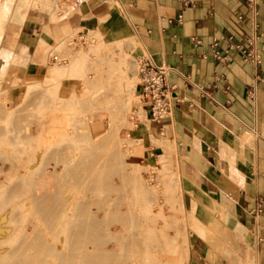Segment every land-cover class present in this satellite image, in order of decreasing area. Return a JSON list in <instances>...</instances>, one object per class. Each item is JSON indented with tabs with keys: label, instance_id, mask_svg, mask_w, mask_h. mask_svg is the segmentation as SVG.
I'll return each instance as SVG.
<instances>
[{
	"label": "crops",
	"instance_id": "1",
	"mask_svg": "<svg viewBox=\"0 0 264 264\" xmlns=\"http://www.w3.org/2000/svg\"><path fill=\"white\" fill-rule=\"evenodd\" d=\"M72 36L132 38L145 59L174 67L171 116L157 122L142 105L143 118L126 134L147 145L154 138L177 162L188 264H264V0L257 13L245 0H0V93L11 129L48 92L69 100L80 91L72 69L55 65ZM229 36L242 44L257 36L263 63L237 51L226 64L216 60L213 38ZM227 43L220 39L218 49ZM53 70L68 75L51 82ZM91 123L102 132L101 121ZM158 153L145 150L148 160Z\"/></svg>",
	"mask_w": 264,
	"mask_h": 264
},
{
	"label": "rangeland",
	"instance_id": "2",
	"mask_svg": "<svg viewBox=\"0 0 264 264\" xmlns=\"http://www.w3.org/2000/svg\"><path fill=\"white\" fill-rule=\"evenodd\" d=\"M89 39L72 36L64 41L63 44L69 50L64 57L58 58L55 64L70 67V76L81 82V89L73 98L59 99L55 97V92L50 91L42 97L43 106H33L18 112L23 114V118L19 121L17 129H11L4 116L9 113L6 100L0 93V264L7 261L5 256L13 250L16 240L25 238L28 241L25 242L26 245L24 243L25 247L23 246V259L27 256L26 251H29L26 246L41 235L40 238L51 248L53 246L54 251L61 254L68 251L65 217L79 213L76 209L78 202L84 201L88 204L96 195L104 194L101 190L93 191L87 188L88 182L96 179L94 175L88 178L90 172L100 162L114 168L109 177L112 183H116L121 189H112L110 198L113 203L126 199L124 204H127H122V210L127 211L129 205L131 214L153 215L159 214L163 207L168 216L167 224L171 226V221L176 220L177 230L171 232L177 239L176 256L174 255L175 258L167 264H188L187 214L177 162L168 148L154 138L152 144L147 145L126 134V131L143 118V99L136 84L146 54L142 56L138 52L140 43L132 38L109 44L96 37L92 38L91 42ZM66 75L67 70L61 75L59 71L53 70L50 80L52 82ZM93 120L102 122V132H93ZM152 146H157L159 153L148 160L145 150ZM55 152L59 154L56 156ZM56 159H61L62 163L55 164ZM111 159L116 160V165L108 162H111ZM64 165L68 166L63 167ZM54 166H57V172H53ZM69 168L73 171H69ZM66 174H72L75 178L64 179ZM52 175V179H44L45 176ZM41 181L58 185V193L47 196L51 197V200L54 199L52 203L50 199H46L48 191L51 190L50 186L39 184ZM11 187L14 194L10 190ZM38 195L47 200L46 204H49L47 206L51 210L45 213L35 210L33 204ZM57 199L59 201H56ZM139 201H142L141 204ZM90 208L94 211L92 205ZM37 230L38 233H35ZM35 253L37 255L38 252ZM38 254L37 257L33 253L30 255L32 258L28 256V264H59L58 259L46 252ZM21 258L18 260H22ZM14 259H11L10 264L15 262Z\"/></svg>",
	"mask_w": 264,
	"mask_h": 264
},
{
	"label": "bare ground",
	"instance_id": "3",
	"mask_svg": "<svg viewBox=\"0 0 264 264\" xmlns=\"http://www.w3.org/2000/svg\"><path fill=\"white\" fill-rule=\"evenodd\" d=\"M109 153H107V154H109ZM57 154H59V153L55 152L56 156H57ZM103 155L106 156V154H103ZM50 156H51V154L49 155V157ZM102 158H105V157H102ZM106 159H108V158H106ZM65 160H67V159L65 158ZM113 160H115V159H111V162L110 161H108V162L111 165H116V160L115 161H113ZM5 162H3V163H5ZM54 163L60 165L62 163V161H61V159L60 160L56 159L54 161ZM0 165H2V164H0ZM47 165H49V164H47ZM65 166H68V165H64L63 167H65ZM56 167L54 168L53 172H57V171H55ZM112 168H113V166L109 167L102 162H100V164L97 163V165H95L93 167V169L90 172L91 174L88 178H92L91 175L92 176L94 175L96 179H95V181L94 180H90V181L88 180L89 182H88L87 188H88V190H93V191L101 190L100 192L101 193L103 192L104 194L103 195H96L95 198L92 200V202H88V204H87V202H84V201L78 202L76 209H78L79 213L75 216L73 215V216L65 217L64 226L66 228V231L68 232V238H67L68 241L67 242H68V246H69V249L67 252H65V253L63 252L64 254H61L57 251H54L53 246L51 248L48 244H46V242H44L42 240V238H40V237H42V235L41 236L39 235L40 237H37L33 243L32 242L29 244L27 243L28 245L26 246V248H28L29 251H26L27 256L24 257V259H23V258H21V256H23V254L25 255V252H24L25 249H23V246H24V243L28 241V239L23 237V238H25L24 240H21V241L16 240V243H15L13 250L10 251L9 254H7L5 256L6 257L5 261L6 260L7 261L4 264L12 263L11 259H13V258L16 259V260L14 259L15 262L13 264H26V263L28 264L29 257H30V255H32V253L36 255L35 252L41 253L42 251L46 252V254H50V255L54 256L56 259H58L59 264H167L168 261H171L172 259H174L175 257H173V256L174 255L176 256L175 249H176L177 239L174 236L175 234L172 235L171 232L172 231L176 232V230H177L176 227H178V226L175 225L176 220L171 221L172 222L171 226L168 225L167 224L168 216L164 213L165 210L163 207H161L162 209L160 210L161 212L159 214L157 213V214L151 215L150 213L149 214H143L142 213L139 215H136V214L134 215V214L130 213L131 207L129 205H127L128 208L126 207L127 211H126V209H125V211L122 210V204H124V201L126 199H124V201H122L119 198V200H121L122 202H114L113 203V201L110 198L111 192H112L111 190L112 189L114 190L115 187H118V186L115 185L116 183L113 184L112 179L109 177V174H111L110 172L114 169V168L113 169ZM115 168H116V166H115ZM42 169H43V167H42ZM69 169H70L69 171H73L72 168H69ZM9 170H10V168H9ZM37 170H35V171H37ZM39 170H40V168H39ZM43 170H41V171H43ZM116 170L118 171V169H116ZM41 171L39 173L40 175L42 174ZM45 171H46V168H45ZM46 172L44 174H46ZM53 172L51 174H53ZM53 175L52 176H45L44 179L45 178H48V180H49V178L52 179ZM25 177H23V178H25ZM19 178L21 179L22 177H19ZM63 178L68 180V179H73L75 177L72 174H66ZM37 183H38V181H37ZM15 184H17V183H15ZM39 184L44 185V186H50L51 190L48 191V195H46V199L48 198L47 196H53V195L58 193V190L56 188V186H58V185H56L55 183H46V182L41 181V183L39 182ZM13 187H11L10 190H12ZM37 189H39V188H37ZM118 189H121V188L118 187ZM115 190H117V189H115ZM12 192H13L12 194H14L13 190H12ZM100 192H98V193L100 194ZM7 194H9V193H7ZM95 194H96V192H95ZM120 195H121V192H120ZM120 195L118 194L117 196L119 197ZM38 197H37V199L34 200L35 204H33V207L35 205V210L40 211V212H44V213H45V211L51 210V208L49 206H47L49 204H46L47 200L41 199L39 195H38ZM43 197H45V196H43ZM2 198H4V197H2ZM123 198H124V196H123ZM48 199L51 200V197H49ZM53 200H51V203L53 202ZM56 201H59V200L57 199ZM115 201H117L116 197H115ZM129 202H130V200H129ZM139 202L141 204L142 201H139ZM126 204H127V202H125L124 206ZM91 205L94 207V211L92 210L93 208H90ZM136 205H138V204H136ZM88 206H90V207L88 208ZM162 206H164V204H162ZM32 209H34V208H32ZM137 210H139V209H137ZM173 221H175V222L173 223ZM59 222L61 223L62 221H60V219H59ZM25 230H24V232H25ZM30 233H32V232H30ZM35 233H38V230ZM8 235H11V234H8ZM1 236L2 235H0V237ZM30 238H31V236H30ZM9 241L10 240H8V242ZM65 242H66V240H65ZM25 245H26V243H25ZM65 248H66V246H65ZM30 249H32V252H30ZM58 251H60V250H58ZM38 253H37V255H39ZM37 255H36V257H37ZM19 258H21L22 260L19 261L18 260ZM30 258H32V257H30ZM38 258H39V256H38ZM46 258H47V256H46ZM30 261H33V260H30ZM0 262L2 263V261H0ZM34 262H37V261H34ZM49 262H51V261H49ZM37 263L39 264V262H37ZM51 263H48V264H51Z\"/></svg>",
	"mask_w": 264,
	"mask_h": 264
},
{
	"label": "built area",
	"instance_id": "4",
	"mask_svg": "<svg viewBox=\"0 0 264 264\" xmlns=\"http://www.w3.org/2000/svg\"><path fill=\"white\" fill-rule=\"evenodd\" d=\"M247 7L254 13H257L259 0H245ZM220 39L227 40V47L222 51L218 49ZM194 44L201 42L199 38H193ZM213 50V56L222 64L228 62V54L230 51H237L241 54L244 62L259 66L263 63V56L258 47L257 36L251 37L246 44L235 43L233 37L227 38L214 37L210 44ZM208 54H202L203 58H207ZM174 71V67L170 64H157L150 58L143 62V66L139 72V81L136 84L140 96L143 99V106L149 109L151 118L157 122H161L171 116L174 105L173 90L176 85L170 82V76ZM217 77H223V74H216ZM202 95H208V87L199 86ZM229 89V86L226 90Z\"/></svg>",
	"mask_w": 264,
	"mask_h": 264
}]
</instances>
